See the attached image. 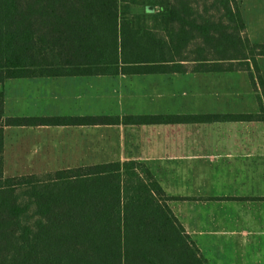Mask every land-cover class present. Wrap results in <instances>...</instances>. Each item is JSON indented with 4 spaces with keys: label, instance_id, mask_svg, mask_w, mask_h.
<instances>
[{
    "label": "trees",
    "instance_id": "1",
    "mask_svg": "<svg viewBox=\"0 0 264 264\" xmlns=\"http://www.w3.org/2000/svg\"><path fill=\"white\" fill-rule=\"evenodd\" d=\"M130 0H0V85L63 75L248 72L264 95L238 0H169L163 28L121 17ZM258 113L4 117L0 89V264H209L136 160L6 176L3 125L262 120Z\"/></svg>",
    "mask_w": 264,
    "mask_h": 264
},
{
    "label": "crops",
    "instance_id": "2",
    "mask_svg": "<svg viewBox=\"0 0 264 264\" xmlns=\"http://www.w3.org/2000/svg\"><path fill=\"white\" fill-rule=\"evenodd\" d=\"M0 89L4 117L258 113V96L264 107L245 70L18 77ZM3 144L6 176L142 162L180 198L169 206L209 264H264L262 120L3 125Z\"/></svg>",
    "mask_w": 264,
    "mask_h": 264
},
{
    "label": "rangeland",
    "instance_id": "3",
    "mask_svg": "<svg viewBox=\"0 0 264 264\" xmlns=\"http://www.w3.org/2000/svg\"><path fill=\"white\" fill-rule=\"evenodd\" d=\"M168 1L130 0L121 4V17L130 19L134 26L163 28L168 21L164 10ZM238 2L248 36L253 42H264V0H238ZM150 7L153 9L148 10ZM258 61L264 74V56L259 57Z\"/></svg>",
    "mask_w": 264,
    "mask_h": 264
},
{
    "label": "water",
    "instance_id": "4",
    "mask_svg": "<svg viewBox=\"0 0 264 264\" xmlns=\"http://www.w3.org/2000/svg\"><path fill=\"white\" fill-rule=\"evenodd\" d=\"M152 9H153L152 7L148 8V10H152Z\"/></svg>",
    "mask_w": 264,
    "mask_h": 264
}]
</instances>
